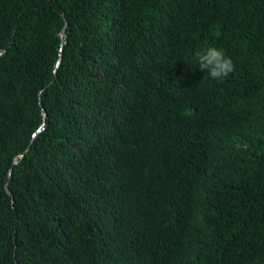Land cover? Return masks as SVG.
I'll return each instance as SVG.
<instances>
[{
    "label": "trees",
    "instance_id": "16d2710c",
    "mask_svg": "<svg viewBox=\"0 0 264 264\" xmlns=\"http://www.w3.org/2000/svg\"><path fill=\"white\" fill-rule=\"evenodd\" d=\"M0 264H264V0H0Z\"/></svg>",
    "mask_w": 264,
    "mask_h": 264
},
{
    "label": "clouds",
    "instance_id": "9594fccd",
    "mask_svg": "<svg viewBox=\"0 0 264 264\" xmlns=\"http://www.w3.org/2000/svg\"><path fill=\"white\" fill-rule=\"evenodd\" d=\"M199 70L209 78L217 81L226 79L235 71V63L222 48L214 46L196 54Z\"/></svg>",
    "mask_w": 264,
    "mask_h": 264
}]
</instances>
